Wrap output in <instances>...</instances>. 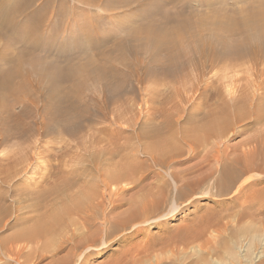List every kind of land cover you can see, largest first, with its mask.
<instances>
[{
	"label": "bare ground",
	"instance_id": "6f19581e",
	"mask_svg": "<svg viewBox=\"0 0 264 264\" xmlns=\"http://www.w3.org/2000/svg\"><path fill=\"white\" fill-rule=\"evenodd\" d=\"M45 2L0 0V148L16 147L0 153V187L16 193L18 207L30 199L39 210L33 225L0 239L1 257L24 264V249L40 242L47 264H85L106 245L101 233L114 220L161 224L184 207L179 199L200 192L234 191L229 202L264 211V128L254 129L264 121V0H203L195 16H162L86 52L82 63L49 66L32 80L17 67L41 61L26 50L39 45L35 34L46 24L35 14ZM24 17L35 28L16 24ZM17 43L26 48L13 57ZM30 92L42 98L39 107ZM27 102L41 108L30 121ZM134 188L137 196L125 201ZM4 202L0 193V232L8 228ZM124 202L126 210L108 218L106 205ZM180 231L173 244L195 242L197 234Z\"/></svg>",
	"mask_w": 264,
	"mask_h": 264
},
{
	"label": "rangeland",
	"instance_id": "374dc122",
	"mask_svg": "<svg viewBox=\"0 0 264 264\" xmlns=\"http://www.w3.org/2000/svg\"><path fill=\"white\" fill-rule=\"evenodd\" d=\"M82 2L79 0H46L40 11L37 10L35 16L45 20L46 26L38 34H35V41H38L39 45L26 51L38 56V60L41 61L36 62L33 66L28 64L30 62L27 59V61H23L17 67L21 75H26L28 71L31 74L30 79L40 80L38 78L43 77L41 73L47 71V67L63 69V67L80 62L81 59L82 63L85 60L83 57L86 52L95 50L99 52L109 48L113 41L126 39L132 28L156 20V23H159V20L165 15L167 17L195 16L197 11H200L205 5L203 0H94V6ZM49 16L52 17L55 27L51 28L50 25H47ZM16 21L19 23H16L17 25L30 23L32 26L35 23H32L31 19L27 17ZM33 28L35 27L32 26ZM24 45L15 44L11 49V56L15 57L19 50L26 48ZM123 70L124 68L120 67L119 71ZM111 82L117 87L125 89L131 87L130 80L123 79L119 82V80L112 79ZM36 97V94L30 92V98L36 102L42 99ZM128 97L129 95L126 96V98ZM11 100L13 97H9L8 101ZM39 106L40 103H38ZM27 107L30 114L25 116L24 121H30L31 117L41 110V108L34 109V105L29 102H27ZM20 110V107L16 105L12 112L18 113ZM255 128H264V121L255 125ZM248 134L243 133L235 136L227 144H238ZM44 140L42 139V141ZM13 143L1 147L0 153L15 149ZM192 162L194 161L177 168H184ZM31 178L30 175L22 180L26 182ZM149 180L143 182L146 183ZM32 192L36 195L38 190ZM137 192V188L124 192L125 201L130 197H136ZM230 192L219 197L200 192L193 197H188L190 201H187L189 199L186 198L179 199L178 202L184 207L176 212L175 219L169 218L162 221L161 224L134 222L124 226L123 219H120L123 220L122 222L114 220L112 223L115 224L112 227L107 226L106 230L101 233L105 238L106 245L96 247L95 253L86 257L84 263L264 264V211L258 214L254 212L255 208L243 211L239 207V203L243 202L242 199L234 203L229 202L232 196L235 197L234 191ZM0 193L5 199L3 206L6 210L4 213L8 215V228L0 232V239H3L13 235L15 231L17 232L20 229V224L23 228L33 225L39 210L36 212L32 210V205L35 204L34 200L27 199L18 207L14 202L15 192L0 187ZM52 203L53 201L49 197L47 206ZM259 206L261 204L256 205V207ZM58 207L59 203L53 209ZM106 207L109 211L108 218L114 219L119 213L126 210L128 204L126 202L118 204L114 209L108 204ZM47 209L52 210L50 207ZM41 212L43 211L41 210ZM245 212L249 214L245 215V217L248 216L246 218H244ZM75 218L77 219V217ZM77 222L76 224H78ZM79 225H76V228H80ZM73 228L74 226L71 227L72 230ZM180 230L187 231L188 236L197 234V241L194 242L191 237L192 243L188 242L184 246L173 244L174 242H171L172 235L174 236V233H178ZM31 244L34 245L31 246ZM35 245L36 247H34ZM41 245L40 242L28 244L27 249H24V255L27 254L28 259L24 264H47L49 262V254L42 257L39 255L44 252L40 249ZM50 249L51 247L48 248V250ZM63 254L64 252H61L58 256H63ZM0 258L2 259H0V264L6 262L17 264L4 255L2 257L0 255ZM23 260L20 258L19 262L23 263Z\"/></svg>",
	"mask_w": 264,
	"mask_h": 264
}]
</instances>
